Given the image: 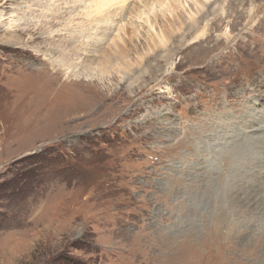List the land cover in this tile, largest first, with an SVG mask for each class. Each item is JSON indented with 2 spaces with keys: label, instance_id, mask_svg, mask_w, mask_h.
<instances>
[{
  "label": "rangeland",
  "instance_id": "rangeland-1",
  "mask_svg": "<svg viewBox=\"0 0 264 264\" xmlns=\"http://www.w3.org/2000/svg\"><path fill=\"white\" fill-rule=\"evenodd\" d=\"M194 1L203 0H185L178 9L183 25L163 13L149 38L141 23L140 36L126 39L127 62L143 56L133 66L139 78L107 76L102 84L63 83L35 70L57 56L29 54L25 35L11 38L15 3L0 0V264H264L263 236L238 238L252 220H262L261 203L255 217L220 229L230 220L212 195L200 196L215 194L203 190L207 165L220 172L215 156L228 154L238 131L220 124L224 109L239 117L260 100L254 118L264 113V0H205L204 18L195 15ZM190 9L204 19L194 39L186 36ZM128 16L122 22L131 35L139 22ZM147 47L154 48L146 54ZM241 85L238 99L226 97ZM246 148L253 151L248 142ZM246 172L253 176L254 169ZM226 173L211 174L212 188L231 185ZM245 193L239 200L251 197Z\"/></svg>",
  "mask_w": 264,
  "mask_h": 264
},
{
  "label": "bare ground",
  "instance_id": "bare-ground-1",
  "mask_svg": "<svg viewBox=\"0 0 264 264\" xmlns=\"http://www.w3.org/2000/svg\"><path fill=\"white\" fill-rule=\"evenodd\" d=\"M10 1L11 3H15L13 9L14 11L12 13L13 16H16L17 19V21L15 19H12L11 23L8 25V27L11 28V38H13L14 40H18L21 39L19 33L25 35L26 39L24 40V48L30 50L29 54H51V56H57L58 60L54 61L49 58L47 59V64L44 65L45 67H38L35 68V70L43 71L48 77H52L58 80L62 79L61 82L63 83L69 80L68 78H71V80L73 78H81L84 80H96L95 82L101 81V83L103 84L105 82L103 79L104 77L106 78L108 76L107 79L110 80L111 77L115 75H117V77H121V80H124L127 83L131 80H135L139 78L140 72L135 74L133 66L137 63H141V59L143 58V56H141V54L140 56L137 55V57L139 58H136L134 62H127L130 49H128L126 45V39L133 41V38H138L141 33L138 30L143 28L144 25L148 27L145 36H147L148 33L151 34V31L153 30L152 21H155L157 15L159 14H170L173 17L172 21H177V23L181 25L187 22V19H183L185 16L182 14L179 15L178 13L179 7H185V0H136L137 2L133 3L130 7L125 6L126 0ZM58 1H61L64 5L63 11H61L63 7H61L60 4L57 5ZM205 4V0L199 3H197V1H194L196 12L194 10H191L193 9L191 8V11L189 10L187 11V13L189 14L194 11L195 15H204L201 13L206 7ZM209 8L207 7L206 9L209 10ZM124 13L127 15H124ZM131 13H134V15L136 16V21H138L139 23L131 25L130 32L132 34L130 35L127 31V28L124 26V21L122 22V20H124L125 18H129L128 14ZM150 15L152 16L151 19ZM75 16L80 17L77 22H75ZM166 16L167 15L161 17L165 18ZM196 17L193 13H191L190 17H188V21L190 22L189 24H187L188 27L186 31V36L194 34L192 37L193 39L199 37L204 32V26L202 27V30L200 29L205 15L202 16V20L200 18V20H198ZM46 18L49 19L46 20ZM34 19H36L37 21H35ZM119 22L122 23L119 24ZM141 23H143V26ZM168 26H172V28L174 27L175 29L180 30V27L176 28L174 23H170ZM161 30L164 31V34H166V36H168V39L172 38V29L165 30V27L163 26ZM149 36L147 37L149 38ZM153 46L156 47V45ZM147 48L148 51L146 52V54L152 52L153 48ZM89 54H95L94 58H90ZM236 71L237 70L233 71L230 74H233ZM243 85H241V89H236L235 91H233L235 95L228 94L226 97L231 98L233 96L235 99H238V97L241 96L244 92L242 90ZM234 86L235 84H231V89ZM221 93L223 94V92ZM262 102L258 100V102L253 105V109H250V111L245 112L242 116L239 117L234 115L233 113L232 115H229V110L223 108L226 104L222 103L221 108L225 110V114L228 116L224 117L222 115L220 124L223 127L229 129L226 125L228 123V125L230 126H235L238 131L231 137V139H229V143L231 145L227 149L228 154L221 157L222 161L220 158V154L217 153L219 157L215 156V162L217 163L216 165L221 164L220 172L216 173L215 169L214 171H212L211 167L213 165L211 167L210 164L207 165L208 170L205 171L206 179L203 178V180H205L203 190L209 188V190H213L215 194L213 195L208 190H205L204 193H200V196L201 194L212 195V197L210 196V200L218 208V210H220V212H223L224 216L230 220L222 224L221 227H219L220 229L224 227L232 228V225L235 223V219L243 217L242 220H245L246 217L250 214L252 215V218L255 217V211H258L257 209H259L257 203H261V205L263 206L262 220L259 217H257L259 222L257 221V219H255V221L252 220V222L250 223L251 227H249L250 229L248 231H244L242 233L243 235L238 236V238L244 236L248 238L255 237L254 232H257L259 233V235L256 237L259 238L260 236H263L264 241V230H258V228L264 227V125L253 127V125L256 124L254 122H257L259 124L264 121V113L262 112L261 116H259L257 120L254 118L255 114H257L254 112V109L257 108L256 105L262 104ZM228 104L230 106L233 105V103ZM87 109H89V107H87ZM236 123L244 124V128L241 129L236 127ZM251 123L253 124L250 127H247V125ZM247 129L251 130V132L248 133L249 131H247ZM247 142L251 145V147H253V151H250L248 150V148H246ZM201 148L203 147L200 146V149ZM236 152L237 155L234 154ZM200 155L201 160H203L205 156V154L203 153V149L200 150ZM205 161H210V156L208 159H205ZM238 166L242 167L243 173L236 171ZM252 168L254 169L253 176H250V172V175L247 176L246 171H249ZM238 169L241 170V168L239 167ZM224 171L227 172L225 175L227 180L229 179V177H233V182L231 183V185L222 186L224 187L222 189H218L215 187L212 188L209 178L211 177V174H221ZM240 177L244 179L243 183L241 184H239V182L237 181L238 179H240ZM222 192H226L229 197H232V199L229 198V202H233V204L234 202H237L238 204L244 203L245 205H249L252 210L246 211L248 210L246 209L245 211H235L233 209V205L231 206V204L227 202L226 199H224V194L223 196L221 195ZM245 192L251 193V197H246L239 200L242 194H244ZM227 209H230L228 210L230 211V213H226ZM231 209L233 211V215L231 214ZM186 210L187 209L185 208V211ZM191 210H195V212H198V209L195 206L191 207ZM214 211L211 213V217L215 221V215L217 212ZM209 221L210 223L213 222L215 226L218 225L216 222L210 219ZM253 225L256 226V228L252 227ZM257 225H259L260 227ZM219 234H222V232ZM228 237L229 236L225 237L224 240ZM224 240L220 241L222 242ZM260 241L262 240L260 239ZM240 244L242 243L240 242ZM260 245L263 246L264 242H260ZM223 257L225 259L231 258L229 255L223 256L222 254V258Z\"/></svg>",
  "mask_w": 264,
  "mask_h": 264
}]
</instances>
